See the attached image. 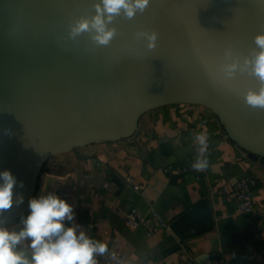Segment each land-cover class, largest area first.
<instances>
[{"label": "water", "instance_id": "obj_1", "mask_svg": "<svg viewBox=\"0 0 264 264\" xmlns=\"http://www.w3.org/2000/svg\"><path fill=\"white\" fill-rule=\"evenodd\" d=\"M94 2L0 0V171L12 172L15 191L24 197L4 214L8 226L28 214L29 198L41 192L55 191L69 202L74 192L92 188L129 191L96 159L67 181L46 173V165L94 145L136 144L141 119L162 107H204L252 164L264 161V110L249 108L239 94L258 82L238 74V90H230L210 77L199 58L214 67L229 45L246 54L253 37L264 32V0H150L134 19L117 17L116 38L100 48L87 35L67 39L69 21L90 12ZM141 29L158 33L154 50L136 39ZM165 167L156 178L167 184ZM166 221L178 250L195 248L216 227L209 198Z\"/></svg>", "mask_w": 264, "mask_h": 264}, {"label": "crops", "instance_id": "obj_2", "mask_svg": "<svg viewBox=\"0 0 264 264\" xmlns=\"http://www.w3.org/2000/svg\"><path fill=\"white\" fill-rule=\"evenodd\" d=\"M140 127L143 135L136 144L103 143L47 163L46 173L66 180L88 171L96 159L125 182L132 176L143 187L141 191L129 188L126 193L102 188L74 192L69 203L73 199L75 222L90 237L106 243L111 252H124L126 264H264V161L252 164L204 107H162L144 115ZM201 130L209 137V167L199 176L193 171L182 173L181 165L197 158L192 138ZM165 165L167 184L156 178ZM245 173L257 182L256 209L242 215L230 192ZM205 198L211 201L216 227L195 248H175L177 240L170 226L155 228L149 236L146 228L131 229L126 223L132 208L145 214L156 208L172 223ZM107 256L98 257L99 264H106Z\"/></svg>", "mask_w": 264, "mask_h": 264}, {"label": "clouds", "instance_id": "obj_3", "mask_svg": "<svg viewBox=\"0 0 264 264\" xmlns=\"http://www.w3.org/2000/svg\"><path fill=\"white\" fill-rule=\"evenodd\" d=\"M150 0H97L87 14L72 18L67 25V39L75 42L87 35L95 48L108 47L117 36L114 21L117 17L132 20L143 13ZM136 39L143 41L148 51L157 47L158 33L139 30ZM253 47L246 54L226 46L222 59L210 66L199 57L213 80L237 91V75L255 78L258 87L240 92L243 103L252 109L264 110V32L253 37ZM197 158L191 164L197 172L209 167L207 152L209 137L206 130L193 135ZM17 179L10 170L0 171V264H99L98 257L106 254L116 264L126 261L112 253L108 245L93 239L82 225L75 222L74 205L55 191L41 192L28 200V214L17 225L8 226L4 214L23 204V195L15 191ZM23 187V183H20Z\"/></svg>", "mask_w": 264, "mask_h": 264}, {"label": "built area", "instance_id": "obj_4", "mask_svg": "<svg viewBox=\"0 0 264 264\" xmlns=\"http://www.w3.org/2000/svg\"><path fill=\"white\" fill-rule=\"evenodd\" d=\"M192 163L187 164L185 168H182V173L188 171H193L197 174L202 173L193 170L191 167ZM126 184L134 191H141L143 188L142 185L137 184L136 179L132 176H129L126 179ZM256 184V180L249 176L248 178L239 181L236 187L230 192L231 198L237 204L239 214L246 215L255 211L256 205L254 201V190ZM126 223L131 229H137L140 227L146 228L149 236L152 235L155 228L169 227V223L156 210H151L149 213L144 214L140 212L138 208H132L129 210L126 217ZM112 253H114L118 258L127 261V256L124 252L114 251ZM106 264H116V261L112 260L108 255L106 257Z\"/></svg>", "mask_w": 264, "mask_h": 264}]
</instances>
